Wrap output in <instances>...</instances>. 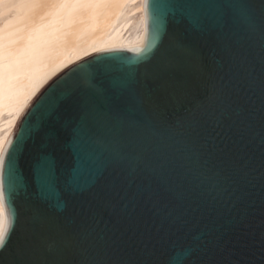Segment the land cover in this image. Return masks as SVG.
Masks as SVG:
<instances>
[{
    "label": "water",
    "instance_id": "1",
    "mask_svg": "<svg viewBox=\"0 0 264 264\" xmlns=\"http://www.w3.org/2000/svg\"><path fill=\"white\" fill-rule=\"evenodd\" d=\"M145 13L143 44L72 66L23 114L0 264H264V0Z\"/></svg>",
    "mask_w": 264,
    "mask_h": 264
},
{
    "label": "bare ground",
    "instance_id": "2",
    "mask_svg": "<svg viewBox=\"0 0 264 264\" xmlns=\"http://www.w3.org/2000/svg\"><path fill=\"white\" fill-rule=\"evenodd\" d=\"M145 36V0H27L0 33V160L23 114L57 76L96 54L138 47Z\"/></svg>",
    "mask_w": 264,
    "mask_h": 264
},
{
    "label": "rangeland",
    "instance_id": "3",
    "mask_svg": "<svg viewBox=\"0 0 264 264\" xmlns=\"http://www.w3.org/2000/svg\"><path fill=\"white\" fill-rule=\"evenodd\" d=\"M26 4H27V0H22V1L21 0H12L8 4L0 5V33H2L7 28V26H9L11 24V22L14 21L16 15H17L18 8L23 7ZM3 17H4V19H3ZM11 17H13V18H11ZM2 27H4V28H2Z\"/></svg>",
    "mask_w": 264,
    "mask_h": 264
},
{
    "label": "snow or ice",
    "instance_id": "4",
    "mask_svg": "<svg viewBox=\"0 0 264 264\" xmlns=\"http://www.w3.org/2000/svg\"><path fill=\"white\" fill-rule=\"evenodd\" d=\"M50 179L54 185V177ZM2 195H3L2 185H0V197H2ZM6 237H7V230L3 226H0V247H2L3 244L5 243Z\"/></svg>",
    "mask_w": 264,
    "mask_h": 264
}]
</instances>
